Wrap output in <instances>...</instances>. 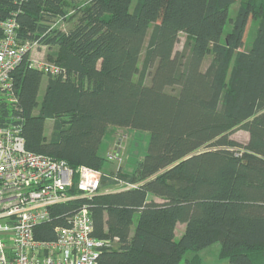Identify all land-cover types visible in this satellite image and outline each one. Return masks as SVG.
<instances>
[{
  "label": "trees",
  "instance_id": "1",
  "mask_svg": "<svg viewBox=\"0 0 264 264\" xmlns=\"http://www.w3.org/2000/svg\"><path fill=\"white\" fill-rule=\"evenodd\" d=\"M233 2L0 0V21L13 17L20 42L46 46L48 64L61 69L45 72L25 53L0 126L18 125L33 153L96 170L108 128L149 134L133 173L102 177L104 186L135 187L59 205L38 238L54 239L85 203L91 235L116 239L97 264H179L188 252L185 264H202L198 253L214 243L231 264H264V0H242L231 18ZM67 16L68 31L51 27ZM237 127L244 144L229 138Z\"/></svg>",
  "mask_w": 264,
  "mask_h": 264
},
{
  "label": "built area",
  "instance_id": "2",
  "mask_svg": "<svg viewBox=\"0 0 264 264\" xmlns=\"http://www.w3.org/2000/svg\"><path fill=\"white\" fill-rule=\"evenodd\" d=\"M0 30V102L13 103L12 72L36 43L20 42L13 17L0 21ZM38 68L52 75L61 72L55 64L43 63ZM20 131L16 124L0 126V264H97L102 248L112 246L116 239L91 235L85 203L66 216L65 226L54 227V239H40L37 233L56 219V207L90 199L98 192L102 177H114L33 153L26 149ZM113 157L107 155L108 160ZM119 183L124 188L136 186Z\"/></svg>",
  "mask_w": 264,
  "mask_h": 264
},
{
  "label": "rangeland",
  "instance_id": "3",
  "mask_svg": "<svg viewBox=\"0 0 264 264\" xmlns=\"http://www.w3.org/2000/svg\"><path fill=\"white\" fill-rule=\"evenodd\" d=\"M242 0H234L232 5L229 8V16L231 18L234 17L236 10ZM77 3H84V0H77ZM72 10L70 11L69 15H72ZM68 15V16H69ZM68 16L66 18H59L57 17L55 19V22L52 23V28H56L60 31L66 32L68 31L74 20H69ZM231 27L230 22L228 21L224 28V34L222 36V40H224V35L226 34V31L229 30ZM255 28V24L252 25L251 34L249 37L251 38L253 34V30ZM186 36L183 33L179 34V40L175 46L176 50H183L186 42ZM48 48L44 45L36 44V46H33L30 48L28 52V58L32 64H34L36 67L39 66V64H47L50 63L47 60V54H48ZM210 60V56L207 57L204 60L203 67H205ZM142 62V55L139 58L138 65L140 66ZM138 76L135 75L134 79L137 80ZM149 82V77L145 80V83ZM45 88V81H43L40 84L39 92H38V102H40L42 98V94L44 92ZM53 122L51 120H47L45 122V128L44 132L45 135H48L51 131ZM148 132L146 131H140L136 129H132L130 127H115V128H108V130L105 133V136L103 140L101 141V144L99 146L98 153L100 156H102L104 160L103 167L99 170L101 173H105L109 175L110 177L118 178V175H129L133 173V170L135 169L136 164L142 160L146 148H147V142H148ZM229 138L239 142V143H246L248 139V133L243 130L240 127H237L233 129L229 133ZM114 148H116L114 150ZM107 155H113L112 160L107 159ZM116 157L118 159H116ZM125 187V184L118 183L117 185H106L104 186L102 184L98 190L99 193H109L112 191H116L119 189H122ZM183 224H177L176 230H175V238L178 239L180 234L183 231ZM220 245L219 243H214L205 249L202 250V252L198 253V255L201 256L202 264H231L228 262L227 259L219 258ZM193 255L192 252H188L186 256L182 258L179 264H185V258L191 257Z\"/></svg>",
  "mask_w": 264,
  "mask_h": 264
},
{
  "label": "crops",
  "instance_id": "4",
  "mask_svg": "<svg viewBox=\"0 0 264 264\" xmlns=\"http://www.w3.org/2000/svg\"><path fill=\"white\" fill-rule=\"evenodd\" d=\"M49 134H50V133H49ZM49 134H48V135H49ZM115 149H116V148H114V150H115ZM201 252H202V250H201ZM201 252H200V253H201ZM200 256H201V255H200ZM201 258H202V256H201ZM202 259H203V258H202ZM203 260H204V259H203Z\"/></svg>",
  "mask_w": 264,
  "mask_h": 264
}]
</instances>
